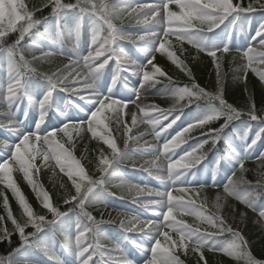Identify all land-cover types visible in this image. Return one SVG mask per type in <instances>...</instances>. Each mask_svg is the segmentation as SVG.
<instances>
[{
  "label": "snow or ice",
  "instance_id": "snow-or-ice-1",
  "mask_svg": "<svg viewBox=\"0 0 264 264\" xmlns=\"http://www.w3.org/2000/svg\"><path fill=\"white\" fill-rule=\"evenodd\" d=\"M254 13L262 19L246 47L235 49L243 62L231 69L241 73L234 80L244 85L245 102L237 106L225 97L227 74L221 69L233 49L224 36L242 31ZM185 42L212 58L213 90L202 87L177 55L176 47L182 54ZM48 43L58 51H45ZM126 44L144 59L132 58ZM37 51L39 55H26ZM156 54L166 57L190 83L179 86L155 63ZM57 56L67 63L53 66ZM37 62L50 66L41 70ZM0 67L6 75L0 82V185L11 192L19 211L13 212L7 192L0 190V244L11 246L12 237L18 238L17 245L0 256V264H42L38 256L49 264H186L181 257L190 252L194 264H209L205 251L222 254L234 264H264V243L254 251L239 227L246 226L250 210L256 214L253 223L264 230V150H259L264 148V92L258 108L255 92L248 87L249 72L264 84V0H42L31 7L26 0H0ZM129 75L138 78L135 99L115 92L118 85L128 88ZM159 84L173 100L170 107L137 103L140 90ZM71 97L85 101V107ZM129 104L138 110L131 112L130 122ZM71 110L83 113V118L71 115ZM31 113L35 116L29 123ZM186 115L188 122L172 135L170 130ZM140 125L148 128L132 135ZM85 133L101 145L92 150L93 159H88L87 146L80 157L75 155ZM149 134L156 141L163 138V143L141 144ZM141 150L152 155L139 170L164 190L125 178L122 165L131 161L136 169L131 157ZM249 161L255 166L246 167ZM42 169H51L50 180L59 170L62 205L39 180ZM15 173L22 174L40 211L24 195ZM209 173L211 184L204 180L192 185L190 178ZM220 173L223 182L217 180ZM113 181H119L113 185L122 190L119 196L109 190ZM208 188L217 189L211 206L203 195ZM109 198L130 199L155 218L138 212H117L113 218L108 212L105 219ZM229 199L243 206H230L237 227L223 213ZM99 205L105 209L97 219L89 209ZM105 225L119 229L120 238L111 248L102 242ZM57 229H63L64 236L59 251L54 246Z\"/></svg>",
  "mask_w": 264,
  "mask_h": 264
},
{
  "label": "trees",
  "instance_id": "trees-1",
  "mask_svg": "<svg viewBox=\"0 0 264 264\" xmlns=\"http://www.w3.org/2000/svg\"><path fill=\"white\" fill-rule=\"evenodd\" d=\"M26 2L29 4V6H39L40 3H42V0H26ZM235 2V0H234ZM245 3H247V0H245ZM47 9L44 10V14L46 15L47 13ZM37 15L39 16L40 13H37ZM43 30V29H41ZM14 39V36H13ZM173 44H176V41L174 39ZM184 48V52L181 54L179 51V46L176 47V52L177 55L180 56L181 59L185 60V62L187 63L188 67L191 68L193 76L195 77L196 81L202 86L205 87L207 90L211 91L213 90L214 84H215V68L213 66L212 63V58H205L204 56H202L201 54H199L195 49H192L190 47H188L186 45V43H184L183 45ZM32 53H26V55H29V58L31 56ZM161 56V55H160ZM232 56H236V59L233 61L232 60ZM195 57V59H194ZM161 63L165 64V65H160L167 73L169 76L173 77L174 81H176L179 86H183L184 84H188L190 83L189 78L187 76H185L182 72L179 71V69L171 64L168 59L164 56H161ZM242 60L240 59V57L233 53L230 54L228 56H225L224 60H223V64H222V71L225 72L226 75V79H225V97L226 99L230 102V103H234L237 106H243L244 102H245V97L243 95V88L244 85L241 82H238L236 80H234V76H238L241 75V73L238 72H233L231 69L233 68H238L241 64H242ZM55 64H59V63H54L53 62V66ZM38 68H40L41 70H46L47 68H49V64L47 62L41 63V62H37L36 65ZM163 79V78H162ZM166 83V81H165ZM248 87L250 90L255 92L256 95V100H257V107H260V94L261 92H263L262 90V86L261 84L258 82V79L253 76L250 72L248 74ZM162 103L163 106L162 108H168L173 104V100L171 99V97H167V98H163L162 99ZM189 111V109L185 108V112ZM131 115V113L129 114ZM83 148V147H82ZM81 148V149H82ZM77 150H79V154H82L83 152H80V146H77ZM88 152V159H93V151H87ZM85 164H87V161H84ZM254 163L253 162H247L246 163V167H254ZM91 167V166H89ZM57 173L59 174V170L57 169ZM15 178H17V182L20 186V188L22 189L24 195L27 197L28 201L33 205L34 208L37 209V211H40L39 205L37 203L36 197L34 195V193L31 191L30 187L28 186V184L22 180V178L19 176L20 174L15 173ZM60 178L61 175L59 174ZM249 178L251 179V175L249 176ZM20 180H22V183L20 184ZM64 182L67 183V178L63 177ZM0 190H4L7 192L10 204L12 206V210L15 214L19 215V211H18V207L17 204L15 202V200L12 197V194L10 191H7L6 189H3V186L0 185ZM109 190L110 191H116V193H118V195L121 194L122 190L117 188V187H113L112 184L109 185ZM217 189H213V188H208L205 190V193L203 195H206L208 197L209 200V206H211V202L210 200L213 199V196L216 194ZM50 192V191H49ZM53 196L54 202L56 203H60L62 205V201L60 200V195H62L63 193V189H61L60 187L56 188L54 191L52 190L50 192ZM229 205H235L237 208L239 209H243V206L238 204V202H236L235 200L229 199L228 200ZM105 206L104 205H99L96 208H90L89 210L93 212L94 215L97 216V219L100 218V210H104ZM108 212H111L112 217L116 218V214L117 212H125L126 210H120L119 208H113L110 205V198H109V202L107 205V209L105 210V214H104V218L108 219ZM0 213H3V207H2V198H0ZM230 212H228L226 216V218L228 219L229 223L233 224V227H237L238 221L236 223L233 222L231 216L229 215ZM256 218V214L251 212L250 210L248 211V220L245 225H239L241 226V228L244 231V234L249 238V240L251 242H253V246H254V251H259L260 249V245L262 243H264V240H262V236H264V230H262L260 228L259 225L254 224L253 220ZM62 230L57 229V241L55 242L54 246L56 248L57 251H59V236L62 239L61 235ZM63 240V239H62ZM18 243V238L16 236L12 237V245L9 246L8 244H0V256H5L7 255V253L11 250L12 247H15ZM205 256L206 259L208 260L209 264H234V262L229 259L226 256H223L222 254H217V253H208L205 251ZM182 259H184L185 257H181ZM37 259L42 261V264H49V262L46 260V258H44L43 256H38Z\"/></svg>",
  "mask_w": 264,
  "mask_h": 264
},
{
  "label": "rangeland",
  "instance_id": "rangeland-1",
  "mask_svg": "<svg viewBox=\"0 0 264 264\" xmlns=\"http://www.w3.org/2000/svg\"><path fill=\"white\" fill-rule=\"evenodd\" d=\"M151 101H154V99H149V96L145 92L140 97V100L137 101V103L142 104V105H147ZM144 140H147L151 144H153V142H151V139L150 138H146ZM144 140L141 142V144H143ZM136 162H137V168L136 169L139 170V167L138 166H139V164L143 163V160H136ZM50 177H52V174L49 172V170H43V169L41 170V173L39 174V180L42 182V184L44 185V187H46L48 189H53V188H55V187L58 186L59 180L56 179V178H54L53 180H50ZM149 213L152 215L151 212H149Z\"/></svg>",
  "mask_w": 264,
  "mask_h": 264
}]
</instances>
